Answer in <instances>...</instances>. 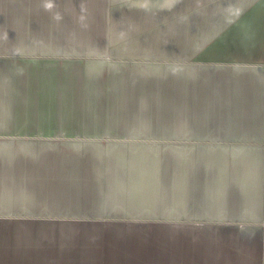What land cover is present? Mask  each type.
Here are the masks:
<instances>
[{
	"label": "crops",
	"instance_id": "obj_1",
	"mask_svg": "<svg viewBox=\"0 0 264 264\" xmlns=\"http://www.w3.org/2000/svg\"><path fill=\"white\" fill-rule=\"evenodd\" d=\"M39 51L56 72L30 97L6 63ZM44 117L156 121L200 149L0 133V264H264V0H0V125Z\"/></svg>",
	"mask_w": 264,
	"mask_h": 264
},
{
	"label": "rangeland",
	"instance_id": "obj_2",
	"mask_svg": "<svg viewBox=\"0 0 264 264\" xmlns=\"http://www.w3.org/2000/svg\"><path fill=\"white\" fill-rule=\"evenodd\" d=\"M29 56V62H8L6 64L9 65V63H12L15 67L17 65L18 68H16V72L18 76H21L22 68L23 72H25V68L28 69L29 82L27 83V87L30 97H33L32 91L37 90L38 86L35 81L37 82L38 79L40 80L41 77L44 76V80L46 81L44 85L52 83L51 77L54 72H56V51H39L38 54H29ZM25 86L26 84L23 82L22 87L24 88ZM44 87L45 86H42L40 89L44 90ZM53 88L54 87H50L49 89L52 91ZM20 89L19 86L18 91H20ZM41 94H43V91ZM21 99L22 97H19L17 101L20 102L19 100ZM41 100H43L40 104L41 106L49 107L55 105L51 96L44 97ZM35 101V99L32 100L31 98L29 106H35ZM156 101L157 100H155V102ZM109 102L112 101L110 100ZM62 105H65V103ZM149 105L153 104L151 103ZM44 119L45 120L40 124L41 127L38 126L39 123L29 122L27 125L24 121L13 120L11 125H0V133H3L4 135L7 134V136L12 135V141H15L17 138L18 140L22 138L24 140H29L30 143L34 141L49 142L54 146L41 148L44 151L50 150V153L163 154V151H168L167 154L172 153L174 158H176V154H180V151L182 150L192 153L200 149L197 145V138L181 137L177 132H166L165 129H160L161 126L156 121L131 122L126 120L115 121L109 119L108 124L95 126V124L84 123V121L80 120H66L62 123H56L55 121H52L50 117H44ZM174 127H176L175 124L172 128ZM59 142H77L84 145L76 147H56V143ZM31 149L37 148L29 147V153L32 152ZM14 153L21 152L18 148H14ZM42 153L43 152H41V154ZM196 229V226H189V233L194 234Z\"/></svg>",
	"mask_w": 264,
	"mask_h": 264
}]
</instances>
